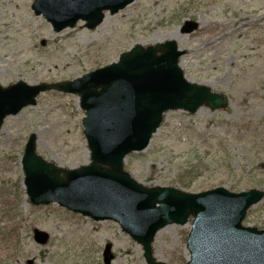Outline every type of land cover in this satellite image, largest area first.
Segmentation results:
<instances>
[{
  "label": "rangeland",
  "instance_id": "1",
  "mask_svg": "<svg viewBox=\"0 0 264 264\" xmlns=\"http://www.w3.org/2000/svg\"><path fill=\"white\" fill-rule=\"evenodd\" d=\"M33 0H0V85L73 80L117 60L135 44L174 39L187 80L223 94L227 105L195 113L169 110L148 146L131 152L123 169L146 186L200 192L217 186L264 191V0H134L106 13L94 29L83 21L59 32L31 9ZM17 3L19 6H17ZM22 9L18 32L10 27ZM22 7V8H21ZM8 16V17H6ZM197 27L182 33L185 21ZM84 111L76 94L47 90L34 105L7 116L0 127V264H146L142 246L110 220L94 221L56 203H31L25 193L21 156L31 133L36 152L59 167L89 162L82 131ZM183 225L157 231L152 256L168 264L189 258ZM244 224L264 228V197L247 211ZM47 240H34V230Z\"/></svg>",
  "mask_w": 264,
  "mask_h": 264
},
{
  "label": "water",
  "instance_id": "2",
  "mask_svg": "<svg viewBox=\"0 0 264 264\" xmlns=\"http://www.w3.org/2000/svg\"><path fill=\"white\" fill-rule=\"evenodd\" d=\"M132 1L34 0L31 8L55 31L73 27L78 20L93 29L103 20L104 11L114 14ZM196 27V22L187 20L181 32L189 33ZM183 53L173 39L146 47L135 44L116 62L73 80L0 85V126L6 116L34 105L35 97L49 89L77 94L84 111L89 164L55 167L36 153V136L31 133L21 157L26 194L33 204L57 202L95 221L117 222L141 244L146 264H168L152 256L153 238L169 224H185L189 216V259L185 264H264V229L241 225L247 210L264 197L263 190L230 192L215 187L184 192L145 186L123 169L126 154L147 147L165 111L195 113L202 106L210 111L226 106L223 94L185 78L178 65ZM34 239L44 243L47 234L35 230ZM103 258L110 264L109 244Z\"/></svg>",
  "mask_w": 264,
  "mask_h": 264
},
{
  "label": "bare ground",
  "instance_id": "3",
  "mask_svg": "<svg viewBox=\"0 0 264 264\" xmlns=\"http://www.w3.org/2000/svg\"><path fill=\"white\" fill-rule=\"evenodd\" d=\"M20 2H23V0H18V3L19 4H20ZM18 3H17V6H19ZM6 17H8V16H6ZM22 17H23L22 9H19V7L18 8L16 7L14 19H10L9 23H11L13 21H16V22H18V25H16V24L15 25H12L9 29L12 32V34H13L12 36L15 38V40H17L18 38H21L22 40H25L26 41L27 36L24 35L23 33L18 32V30H17V27L19 25L23 24ZM52 162H54L55 165H59V163H57L55 161H52Z\"/></svg>",
  "mask_w": 264,
  "mask_h": 264
}]
</instances>
